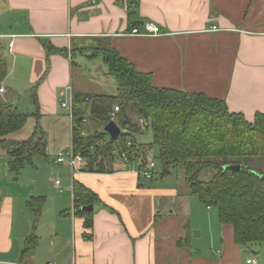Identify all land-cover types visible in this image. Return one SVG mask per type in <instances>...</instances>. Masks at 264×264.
I'll return each mask as SVG.
<instances>
[{"label":"crops","instance_id":"1","mask_svg":"<svg viewBox=\"0 0 264 264\" xmlns=\"http://www.w3.org/2000/svg\"><path fill=\"white\" fill-rule=\"evenodd\" d=\"M147 22L161 33H131ZM101 43L150 73L156 86L222 99L249 121L264 113V0H0V57L7 66L0 102L19 110L21 92L35 88L38 111L27 114H35L29 118L37 121L36 139L45 138L41 123L66 117L62 101L75 92L91 102L106 95L75 87L72 76L100 55ZM31 103L36 108L33 97ZM67 111L71 139L53 159L45 142V152L15 172L0 143V264H264V241L237 244L233 225L221 223L213 208H203L202 241L193 245L186 224L174 231V210L159 205L178 189L143 178L139 164L108 165L106 172L67 164L65 175L56 158L72 146ZM87 124L85 132L98 130ZM75 181L97 195L90 227L74 205ZM38 198L39 214L31 205ZM30 235L35 243L24 252Z\"/></svg>","mask_w":264,"mask_h":264},{"label":"trees","instance_id":"2","mask_svg":"<svg viewBox=\"0 0 264 264\" xmlns=\"http://www.w3.org/2000/svg\"><path fill=\"white\" fill-rule=\"evenodd\" d=\"M136 26V23H132ZM108 66V74L117 85L115 95H97L101 104L91 102L89 96L79 92L73 94V140L76 154L87 157V171L106 172V158L117 156L125 150L126 137L113 142L104 129L85 132L83 119L89 115L107 124L112 112L109 100H115L119 107L116 122L120 126L131 124L134 147L127 149L131 164L139 160L140 168L145 166L147 151L158 147L156 160L166 174L173 166H184L185 181L190 194L199 198L207 207L216 206L219 220L234 228L235 242L239 245L264 241V180L262 171L245 167L242 162L250 158L264 157V113H257L249 121L241 113L229 110L227 103L203 93L188 92L175 88L159 87L153 83L150 73L139 71L115 48L101 43L95 48ZM7 74L6 62L0 57V82ZM33 100L38 111L36 89L32 88ZM110 105V106H109ZM114 109V108H113ZM132 113V114H131ZM133 114L145 118L153 132L149 145L137 143L135 133L140 132ZM33 114L22 113L12 104L0 102V143L10 157V168L19 172L26 164H33V158L45 152L44 137L36 139V132L24 140H13L10 135L20 131ZM94 147L92 149L91 147ZM135 152V156L132 154ZM135 157V158H134ZM96 164V168L93 165ZM230 164L241 165V169H225ZM211 172L209 179H202L204 172ZM74 205L78 213L87 215L86 225L91 226V212L81 210L92 204L97 195L83 184L75 181ZM31 201L39 214L40 201ZM35 235L26 239L24 252L35 243Z\"/></svg>","mask_w":264,"mask_h":264},{"label":"rangeland","instance_id":"3","mask_svg":"<svg viewBox=\"0 0 264 264\" xmlns=\"http://www.w3.org/2000/svg\"><path fill=\"white\" fill-rule=\"evenodd\" d=\"M73 85L79 86L81 85L87 91L91 92L95 95V93L100 94H107V95H115L117 93V85L114 77L108 74V67L103 61L102 55H98L97 58L90 61L86 59L83 64H81L80 68L75 67L73 69ZM3 86L6 87L7 82L4 81L2 83ZM32 89L25 92L23 90L21 92L19 98V111L22 113H32L35 111L34 106L31 103L32 100ZM66 100V99H65ZM68 101V100H67ZM18 102V101H17ZM109 104L112 106L116 105L115 100H109ZM109 105V106H110ZM66 109H64L65 111ZM68 110V109H67ZM65 111L66 117H63L60 120V123L56 124L50 120H44L42 124L43 130H45V138L44 141L46 142V147L48 151V157H54V153L58 148H63L69 145V141L71 139L70 134V125L71 121L68 117V111ZM132 114V113H131ZM131 118L136 121L138 120L139 116L137 114H133ZM88 124L87 127L89 128H96L101 129L104 128L101 120H98L92 115L88 116L87 120ZM86 122V123H87ZM37 125V121L35 119L29 118L25 126L18 132L13 133L10 135V138L15 140H24L28 139L32 136V133ZM135 140L137 143L149 145L153 142V132L150 127L142 132H138L134 135ZM118 144H115L114 152L117 153V156L113 159L106 158L105 164L103 166H110L114 167L118 164H125L126 162L123 161L118 155ZM158 147L152 146L147 151V158H153L156 160L158 157ZM157 161V160H156ZM135 164H139V160L134 162ZM158 163V170L155 176L152 178L153 182L162 183L167 187L177 188L179 191V195L175 197H165L160 200L159 208H162L165 213H167L168 208L174 210L175 214L171 217L169 223L171 228L174 231H178L180 226L186 224L190 229V234L193 239V245L196 242L202 241L206 236V230L204 228V224L206 221V215L203 211V208H213L214 212L218 214V209L216 206L207 207L204 203H202L198 197L187 194L185 192L187 183L185 181L184 176V166H173L169 169L166 174H163L162 166ZM68 163L64 162L59 164L61 168H66L65 175H68L67 170L69 169ZM242 164L245 167L251 168L252 170L262 171L264 172V157H255L250 158L247 161H243ZM142 176V175H141ZM211 176V172L207 171L201 175V178L206 180L209 179ZM143 177V176H142ZM144 178V177H143ZM203 227V228H202ZM203 229L202 236H196V232Z\"/></svg>","mask_w":264,"mask_h":264},{"label":"built area","instance_id":"4","mask_svg":"<svg viewBox=\"0 0 264 264\" xmlns=\"http://www.w3.org/2000/svg\"><path fill=\"white\" fill-rule=\"evenodd\" d=\"M216 27H214L215 29ZM131 33L132 34H150V35H157L161 33V29L158 25L152 23V22H147L144 24V30L141 31L140 28L138 27H133L131 29ZM71 90V87L69 88ZM4 88L0 87V92H3ZM61 106L62 107H66L70 110V114L71 117L73 116V94L70 97V100H65L61 102ZM119 111V107L115 106L114 109L112 110L111 114H110V119L111 120H115L116 121V113ZM88 120V117H85L83 119V122L86 123ZM138 129L140 132L146 130L149 127V123L148 121L143 118V117H139L138 120L135 121ZM122 133L121 134H125L126 137V147L127 149H133L134 147V143L132 140L131 135L134 134L131 124H125L124 126H120ZM136 134V133H135ZM92 149H94V147H91ZM125 148V150H120L118 151V156L123 159V161H125L126 163H130V155L128 153V150ZM117 154V153H116ZM133 155L135 154V152L132 153ZM135 156V155H134ZM135 158V157H134ZM56 161L58 163H68L74 170H78L83 168L84 166L87 165V157H85L82 154H76L73 150V147L71 146L69 149L67 150H62L58 153ZM136 160L134 159V162ZM133 162V163H134ZM158 170V163L155 159L153 158H149L147 159L145 166L143 168H140V162H139V173L145 178V179H152L156 172ZM255 259H248L247 263L248 264H255ZM47 264H56L55 262H48Z\"/></svg>","mask_w":264,"mask_h":264},{"label":"water","instance_id":"5","mask_svg":"<svg viewBox=\"0 0 264 264\" xmlns=\"http://www.w3.org/2000/svg\"><path fill=\"white\" fill-rule=\"evenodd\" d=\"M104 132H106L109 137L110 140L115 142L117 141L122 133L121 127L120 125L115 121V120H110L105 126H104ZM225 169H234V170H239L241 169V165L237 164H230L224 167ZM167 170L166 167L163 168V173H165V171ZM261 178L264 180V174H260ZM93 204L87 205V206H83L81 208V210L84 211H92L93 210Z\"/></svg>","mask_w":264,"mask_h":264}]
</instances>
